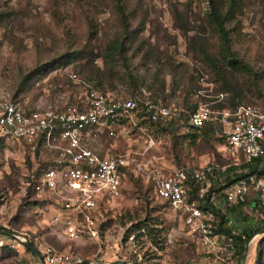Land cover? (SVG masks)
Here are the masks:
<instances>
[{"label":"rangeland","instance_id":"1","mask_svg":"<svg viewBox=\"0 0 264 264\" xmlns=\"http://www.w3.org/2000/svg\"><path fill=\"white\" fill-rule=\"evenodd\" d=\"M208 13V0H0V96L16 97L30 107L59 108L84 90V80L112 96L159 97L185 110V104L209 102L203 94L220 91L226 93L228 106L232 100L263 105L264 0H242L241 11L229 25L233 57L249 66L250 73L236 71L221 59L220 38ZM114 41L126 47L122 55L110 53ZM204 50L216 59V67L204 59ZM177 124L174 133L155 132L145 125L158 140L151 153L164 163L197 167L210 160L231 162L210 130L192 140L184 117ZM136 131L120 127L115 136L104 134L88 143L104 154L137 149ZM49 158L47 152L36 156L25 143L0 147V264H35L31 251L9 245L4 230L25 232L34 245L106 262L264 264V227L257 228L262 217L253 209V190L245 198L241 217L234 219L232 212L234 222L240 219L238 224L249 222L251 229L257 228L243 261V250L236 258L231 247L206 248L182 216L149 190L147 180L134 176L124 182L120 197L105 202L97 234L80 232L72 239L54 221L56 198L38 195L28 182L38 160ZM259 179L264 186V175ZM147 216L154 218L150 223L157 220L164 227L161 250L148 239L134 237L136 231L125 238L128 218L135 223Z\"/></svg>","mask_w":264,"mask_h":264},{"label":"built area","instance_id":"2","mask_svg":"<svg viewBox=\"0 0 264 264\" xmlns=\"http://www.w3.org/2000/svg\"><path fill=\"white\" fill-rule=\"evenodd\" d=\"M81 83L84 90L59 108L43 104L27 107L0 96V142L32 143L31 148L35 149L33 142L43 133L45 148L49 153H57L56 164L42 172L35 191L38 195L56 198L58 209L54 221L61 225L63 232L72 239L80 232L97 234L101 209L111 198L121 196L126 174L131 172L152 183L154 195L182 216L183 224L199 234L206 248L217 251L230 248L231 237L213 231L217 217L202 210L203 202L189 200V192L191 184H196L202 197L211 187L224 185L232 178L239 170L233 168L256 158H260L264 166V106L219 107L217 104L224 101L226 93L218 92L203 94L210 98L209 102L199 103L193 111H188L160 99L112 96L84 81ZM181 112L187 123L197 130L207 123L220 125L221 148L223 155L231 159L230 163L210 160L197 167H173L151 153L158 147V140L145 127L146 121H163ZM120 127L124 131L137 129V149L99 155L88 143L99 140L104 134L115 136L116 128ZM251 189L255 191L256 205L264 207V186L256 174L247 180L228 183L210 198L216 207L225 211L226 207L243 200ZM226 218L235 223L232 212L226 213ZM6 232L3 234L15 249H25V244L30 242L25 232ZM33 246L44 264H132L130 260L106 262L94 257L87 260L51 246ZM33 259L35 264H42L34 254Z\"/></svg>","mask_w":264,"mask_h":264},{"label":"trees","instance_id":"3","mask_svg":"<svg viewBox=\"0 0 264 264\" xmlns=\"http://www.w3.org/2000/svg\"><path fill=\"white\" fill-rule=\"evenodd\" d=\"M209 3V13L207 15V20L208 22L213 26V29L215 30V32L218 34L219 38H220V42H221V53H220V57L221 59L224 61V63L229 66L232 69H235L236 71H242V72H247L250 73L251 72V68L245 64H242L240 62L239 59L233 57V53L231 50V37H230V28L229 25L236 20L237 15L239 14V12L241 11V3L242 0H208ZM110 49V53L111 54H115L116 52H118V54L122 55L125 51H126V47H124V45L120 42H116L114 41L112 43V46L109 47ZM205 51V50H204ZM204 59H206L210 64H212L213 66H217L216 64V59L214 57H212L207 51H205L204 53ZM71 58H65L64 60V64L68 63L70 61ZM84 81V80H82ZM86 82V81H84ZM88 85H90L93 88H96V86H92L91 84H89L88 82H86ZM98 87V86H97ZM161 89L164 88V83H162V85L160 86ZM96 89H100V88H96ZM160 92H163V90H160ZM221 92V91H220ZM225 93V92H224ZM242 91L239 90L237 96H241ZM12 101L14 102H18L20 104H23L27 107H30L24 103H22L19 99H17L16 97H9ZM154 99L159 100V97H154ZM226 96L223 102H220L219 104H217V106L219 107H225L228 109H234L237 106L241 105L239 103V101H235L232 100L230 102V105H226ZM161 100V99H160ZM163 101H166L163 99ZM167 102V101H166ZM187 103V101H186ZM198 102L194 103V104H190L187 105L185 104L184 106H186V109L188 111H193L197 106H198ZM256 105V104H253ZM257 106H264L263 105H257ZM184 117V121L186 123V126L189 127L190 129H192V133H188L191 136V139L194 140L195 136L197 133L203 132L205 133V136H207V130H210L214 136H216V138L218 140H221V127L219 124H215V123H207L204 128H202V130H197L195 128H192L188 123H187V119L185 117L184 113H180L179 116L175 117L172 116L168 119H165L163 121H146V126L147 127H151L154 129L155 132L158 131H168L170 130L171 133H174L176 131V129H178L180 127V125L177 124L178 121H180V119ZM102 135L100 137L99 140H101V138H103ZM25 144H28V146H31L32 143H27V142H22ZM35 144V155L38 156L41 152H47L49 154V159L50 160H38V166L34 169V171L32 172V174L30 175V178L28 180L29 184L33 185V188L35 190V183L37 182L39 176L42 174L43 171H45L48 167H52L56 164L55 161V157L57 156L56 152H48V150L45 148L44 144H43V133H39L37 135V137L35 138V141L33 142ZM3 143L0 142V147ZM99 155H104V153H102L101 151H96ZM230 159V158H228ZM231 160V159H230ZM261 159L260 158H256L254 159L252 162L250 163H246L241 165L239 168H233V170L235 171L236 169H239L238 172H235L232 178H228L226 180V183L224 185H218L216 187H211L209 191H207L202 197H200L199 195V190H198V186L196 184H191V190L189 192V200H198L203 202V207L202 210L203 211H209L212 214H214L217 217V221L214 223L215 227L213 228L214 232L220 233V234H224L226 236L231 237L232 239V244H231V248L233 249V255L234 257H238V255L241 254L245 243L254 235L256 229L258 227H264V216H263V212H264V207H259L256 205V202H254V206L253 209L257 210V212H259L258 215H260L262 218L259 220V222H257V228L251 229L250 225L248 223H246L244 226L238 224V222L240 221V219L236 220V222L234 224H232L227 218H226V213L228 212H236L235 217H241L242 214V210L241 208L243 207V204L245 203V198L246 196L253 190L251 189L250 192L244 197V200L239 201L237 204L226 207L225 211H222L221 208H218L215 206L214 202L211 200V195L213 194H217L220 192V190H222L228 183L234 181V180H247L249 178L250 175L256 174L258 177H262L264 175V166L261 165ZM137 177L139 178L141 181H144V178L139 176V175H134L131 172H127L125 180H127V178L130 177ZM146 183H148L149 186V190L154 194V190H153V185L150 181H147ZM254 191V190H253ZM165 206H167L170 210V206L168 205L167 202H164ZM129 223L130 226L126 229V234H125V238H127V236H130L131 233L133 231H136V236L134 237H141V239H148L149 242L151 244H154L157 246L158 250L163 249L164 247V243L166 241V234L164 232V227L161 226L160 222H158L157 220L154 222L150 223V219H154L151 218L149 216L145 217L144 219L137 221V222H132L131 218L129 217ZM235 221V220H234ZM32 245H34L33 241H30ZM26 250L28 251V249L26 248ZM59 251V250H57ZM70 253L72 256H80L84 259H91L92 257L89 256H83L81 254L78 253H74V252H68ZM30 255L33 257L32 252H30Z\"/></svg>","mask_w":264,"mask_h":264},{"label":"water","instance_id":"4","mask_svg":"<svg viewBox=\"0 0 264 264\" xmlns=\"http://www.w3.org/2000/svg\"><path fill=\"white\" fill-rule=\"evenodd\" d=\"M1 233H5V231H1ZM25 246H26V248H27L29 251H31L34 255L38 256L39 261H40L42 264H44L42 258L39 256L37 250L35 249V247H34L30 242H27V243L25 244ZM248 246H249V242L247 241V242L245 243V245H244V248H243V253H242V256H241L242 261L245 259L246 253H247V251H248ZM122 261H123V260H118L117 262H122ZM131 263L134 264L133 262H131Z\"/></svg>","mask_w":264,"mask_h":264}]
</instances>
